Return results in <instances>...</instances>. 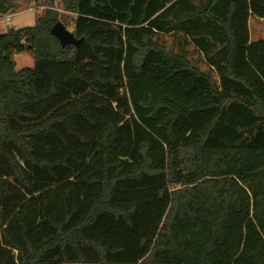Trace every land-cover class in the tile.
<instances>
[{
    "label": "trees",
    "instance_id": "16d2710c",
    "mask_svg": "<svg viewBox=\"0 0 264 264\" xmlns=\"http://www.w3.org/2000/svg\"><path fill=\"white\" fill-rule=\"evenodd\" d=\"M29 1L0 31V264H264V0H142L131 26L136 0L119 24Z\"/></svg>",
    "mask_w": 264,
    "mask_h": 264
},
{
    "label": "rangeland",
    "instance_id": "374dc122",
    "mask_svg": "<svg viewBox=\"0 0 264 264\" xmlns=\"http://www.w3.org/2000/svg\"><path fill=\"white\" fill-rule=\"evenodd\" d=\"M168 4L172 0H165ZM136 6L133 7L132 12L134 21L128 23L129 26L135 25V20L138 18V12L142 0H136ZM81 4V3H80ZM129 0H97V8H91L89 0H85V9L82 13L86 16L107 20L115 24H119L126 16V10L128 9ZM17 10L15 13L5 16L0 19V31L5 33L8 29H21L29 27L34 24L35 17L38 14H43V9L35 10L32 3L29 0H18ZM76 15L60 13V22L65 26L68 31L72 30V21ZM250 32L252 39L264 38V21L250 20ZM166 41L172 46L175 41L171 36L164 37ZM14 61L18 70L23 68L33 67V58L28 53H19L14 55ZM201 69H205V66L201 65Z\"/></svg>",
    "mask_w": 264,
    "mask_h": 264
},
{
    "label": "water",
    "instance_id": "95a60500",
    "mask_svg": "<svg viewBox=\"0 0 264 264\" xmlns=\"http://www.w3.org/2000/svg\"><path fill=\"white\" fill-rule=\"evenodd\" d=\"M50 33L60 42L62 47H66L68 45L78 46L80 43V41L76 40L74 35L68 31L61 22H58L51 29Z\"/></svg>",
    "mask_w": 264,
    "mask_h": 264
},
{
    "label": "crops",
    "instance_id": "0c3cea01",
    "mask_svg": "<svg viewBox=\"0 0 264 264\" xmlns=\"http://www.w3.org/2000/svg\"><path fill=\"white\" fill-rule=\"evenodd\" d=\"M140 7H141V6H140ZM80 14L84 15V14L82 13V11H81V10H80ZM191 49H193V48H192V47H190V50H191Z\"/></svg>",
    "mask_w": 264,
    "mask_h": 264
}]
</instances>
